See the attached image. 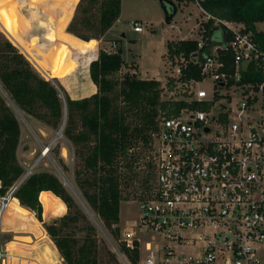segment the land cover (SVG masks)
I'll use <instances>...</instances> for the list:
<instances>
[{
  "label": "trees",
  "instance_id": "16d2710c",
  "mask_svg": "<svg viewBox=\"0 0 264 264\" xmlns=\"http://www.w3.org/2000/svg\"><path fill=\"white\" fill-rule=\"evenodd\" d=\"M204 7L216 19L243 24V32H253L256 43L264 49V29H257V23H264V0H206ZM121 12L122 0H80L66 29L84 43L101 39ZM85 29L91 32L86 33ZM199 30L200 38L167 42V55L171 61L177 60V80L181 82L202 81V65L194 62L193 56L211 54L215 45L225 46L234 38V33L215 24V19L201 22ZM201 40L202 50L198 45ZM218 52L224 62L221 71L233 74V51L219 48ZM89 53L72 54L63 70L54 56L51 60L38 59L55 71L56 80L65 85L73 98L64 86L39 75L17 47L0 36V194L5 195L25 172L18 158L21 125L14 106L55 130L66 118L63 132L79 162L75 172L77 186L88 207L111 229L113 223L120 221L125 199L122 186L128 187L138 176L131 165L132 149L139 142L151 141L160 116L172 117L185 107L207 105L188 103L185 98L163 99V84L156 78L142 79L135 72L117 76L126 63L121 46L111 52L104 48L98 52L96 48ZM81 58L86 59L85 64L81 65L77 81L72 82L70 74ZM260 77L251 63L243 80ZM174 82L170 79L169 88H174ZM183 95L187 97V92ZM144 183L149 189L148 179ZM13 199L16 207L8 209L5 217L10 224L6 230L16 233L8 244L9 250L20 243L18 240L24 245L32 243L35 230L42 232V222L45 231L41 237L50 236L65 264H121L116 254L101 244L96 227L56 174L47 170L32 173L19 185ZM54 214L60 216L45 220ZM76 229L85 232L81 241L75 235ZM124 250L133 264H139L137 249Z\"/></svg>",
  "mask_w": 264,
  "mask_h": 264
},
{
  "label": "built area",
  "instance_id": "2783aa9c",
  "mask_svg": "<svg viewBox=\"0 0 264 264\" xmlns=\"http://www.w3.org/2000/svg\"><path fill=\"white\" fill-rule=\"evenodd\" d=\"M171 1L194 5L205 21L215 19L234 38L215 45L211 54L193 56L202 65V81L181 82L191 87L181 98L207 106L158 118L151 139L153 175L138 201V219L123 228L113 223L110 236L100 228L124 264H133L124 247L138 250L139 264H264V49L253 32H243V24L211 15L206 0ZM132 29L142 32V22L134 21ZM198 45L202 50L203 40ZM219 48L233 51V74L221 71ZM251 63L261 77L244 81ZM206 79L213 82L211 91L197 86ZM164 93L171 97L174 91L166 86ZM48 152L49 146L43 155ZM32 173L31 167L0 194V264H37L9 250L2 227L10 200Z\"/></svg>",
  "mask_w": 264,
  "mask_h": 264
},
{
  "label": "rangeland",
  "instance_id": "374dc122",
  "mask_svg": "<svg viewBox=\"0 0 264 264\" xmlns=\"http://www.w3.org/2000/svg\"><path fill=\"white\" fill-rule=\"evenodd\" d=\"M79 1L0 0V36L8 38L25 55L39 75L64 86L68 92L69 90L65 85L56 80L55 71L42 64L38 60L39 58L51 60L54 56L55 63L60 70H63L67 67L72 54L88 52L87 55H90L89 52L96 48L98 52L101 48L115 51L121 46L124 50L126 63L117 76L121 77L126 72H135L142 79H160L164 87L163 90L166 86L169 88L167 83L173 79L175 81L172 89L174 94L170 97L168 93H164L162 98L185 97L183 92L191 87L182 85L181 81L177 80L179 65H177V60L171 61L168 57L167 42L202 36L199 26L201 22H205V19L194 5L179 4L172 1L177 7V13L171 23L168 24L161 0H122L121 16L106 35L101 39L86 40L84 43L83 39L71 34L66 29ZM136 20L142 22L144 27L142 32H135L132 29L133 22ZM257 29L263 30L264 23H257ZM84 31L86 33L91 32L88 29ZM114 42L116 46H113ZM81 56L78 55V57ZM85 60L83 58L77 60V66L69 78L72 82L77 81L79 71L82 69L81 65L85 64ZM197 86L211 91L213 82L211 79H206ZM1 92L7 98V94L3 90ZM69 93L73 97L72 93ZM14 108L21 125L18 158L24 167V174L31 167L33 173L47 170L56 174L96 227V234L101 244L103 242L115 253L107 237V234L110 236L112 232L103 220L88 207L77 186L75 172L79 162L71 142L64 135V128L61 130L62 126L65 127L66 118H64L60 128L55 130L42 121L25 114L15 106ZM59 131H61L60 137L56 138ZM48 146L49 152L43 155L44 149ZM63 148L66 149V154H63ZM132 155L131 165L138 176L128 187L122 186L125 198L120 208L122 228L127 222L138 219V201L149 190L145 189L144 181L148 179L147 184L150 185L153 175V167H149V164L152 165L151 141L148 144L139 142L132 149ZM12 207H16L14 199L10 201L8 209ZM59 216L58 214L53 215L55 218ZM5 217L6 214L2 227L8 229L10 224ZM53 217H49L47 220H52ZM40 223V230L44 232L43 223ZM16 224L18 223H14V225ZM100 225L104 227L107 234L100 228ZM42 232L35 230L33 242L30 244L24 245L23 241H16L22 245L19 243L12 248V251L15 254L30 258V261H35L37 264H65L50 236L41 237ZM15 234V232L7 230L4 235L5 242H12ZM84 234V231L76 229L75 235L80 241ZM139 235L142 236L141 233ZM116 256L119 262L124 264V261L118 255ZM28 263L26 261V264Z\"/></svg>",
  "mask_w": 264,
  "mask_h": 264
},
{
  "label": "water",
  "instance_id": "95a60500",
  "mask_svg": "<svg viewBox=\"0 0 264 264\" xmlns=\"http://www.w3.org/2000/svg\"><path fill=\"white\" fill-rule=\"evenodd\" d=\"M162 2V7H163V10L166 14V22L168 24L171 23L172 19L174 18L175 14L177 13V7L174 5V3L172 1H168V0H161ZM196 55V54H195ZM64 128V126L61 127V130ZM60 132L59 131L57 133V136L56 138L60 137Z\"/></svg>",
  "mask_w": 264,
  "mask_h": 264
},
{
  "label": "bare ground",
  "instance_id": "6f19581e",
  "mask_svg": "<svg viewBox=\"0 0 264 264\" xmlns=\"http://www.w3.org/2000/svg\"><path fill=\"white\" fill-rule=\"evenodd\" d=\"M63 151H64L63 154H66V149L63 148ZM12 199H13V198H12ZM12 199H11V200H12ZM11 200H10V201H11ZM9 203H10V202H9ZM8 206H9V204H8ZM7 210H8V207H7Z\"/></svg>",
  "mask_w": 264,
  "mask_h": 264
},
{
  "label": "crops",
  "instance_id": "0c3cea01",
  "mask_svg": "<svg viewBox=\"0 0 264 264\" xmlns=\"http://www.w3.org/2000/svg\"><path fill=\"white\" fill-rule=\"evenodd\" d=\"M173 20V19H172ZM184 39V38H183ZM158 80H160V79H158ZM161 81V80H160ZM94 83V82H93ZM50 192V191H49ZM53 217V216H52ZM44 218H45V216H44ZM45 220H47V218H45Z\"/></svg>",
  "mask_w": 264,
  "mask_h": 264
}]
</instances>
